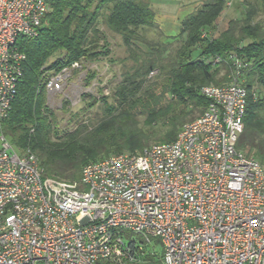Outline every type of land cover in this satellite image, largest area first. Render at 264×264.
Listing matches in <instances>:
<instances>
[{
    "label": "built area",
    "instance_id": "built-area-1",
    "mask_svg": "<svg viewBox=\"0 0 264 264\" xmlns=\"http://www.w3.org/2000/svg\"><path fill=\"white\" fill-rule=\"evenodd\" d=\"M48 11L47 0H0V120L24 73L18 40L37 36ZM234 60L232 80L202 87L208 106L175 140L90 161L77 181L47 176L2 133L0 264H143L153 238L159 264H264V162L238 147L248 64ZM79 66L51 76L48 92ZM134 234L145 243L126 241Z\"/></svg>",
    "mask_w": 264,
    "mask_h": 264
},
{
    "label": "trees",
    "instance_id": "trees-1",
    "mask_svg": "<svg viewBox=\"0 0 264 264\" xmlns=\"http://www.w3.org/2000/svg\"><path fill=\"white\" fill-rule=\"evenodd\" d=\"M47 1L49 11L39 34L18 40L27 55L24 73L8 116L0 120L1 133L20 151L36 153L47 176L77 181L90 161L175 140L182 126L208 106L202 87L232 80L235 57L248 64L243 74L248 104L238 147L264 162V20L255 19L259 10L252 0H243L242 17L231 18L221 31L217 20L229 0L204 2L183 19L177 34L165 35L180 43L168 54L165 40H146L139 31L156 25L150 0ZM106 30L121 35L131 49L137 41L146 42L149 51L131 67L124 65L112 93L82 94L84 111L100 105L103 116L97 123L83 120L61 134L47 104V82L77 61H115ZM215 56L222 60L213 65ZM223 68L226 73L220 76ZM95 76L88 73V84ZM154 243L143 264L160 263L162 241Z\"/></svg>",
    "mask_w": 264,
    "mask_h": 264
},
{
    "label": "rangeland",
    "instance_id": "rangeland-1",
    "mask_svg": "<svg viewBox=\"0 0 264 264\" xmlns=\"http://www.w3.org/2000/svg\"><path fill=\"white\" fill-rule=\"evenodd\" d=\"M184 2L186 0H150L149 4L153 10L156 11V25L154 27L141 28L139 31L141 35L149 41L160 42L165 40V45L168 47L167 54L175 49L180 44L178 41L168 39L175 35L177 31L172 28L165 32L162 28L161 19L172 27L177 25L175 17L173 16L179 12V19L182 21L189 13L194 12L197 7H200L204 2L209 0H188L182 5L186 4V7L179 9L181 6L174 5L178 2ZM163 2L164 4H159ZM243 0L241 5L234 4L233 0H229L225 11L217 20V31H221L227 27L228 22L233 17H242L243 15ZM257 6L259 13L255 19L264 20V0H252ZM188 3V4H187ZM191 4V5H190ZM190 10V11H189ZM181 17V18H180ZM180 23V21H179ZM180 24H178L179 26ZM104 29V26H101ZM108 41L111 43L112 58L115 61H111L110 58H100L98 60L86 61L83 65L71 70L70 75L65 78L64 82L59 89L48 92L47 104L54 111L55 124L54 128L62 133L73 131L78 123L86 120L90 124H95L103 116V111L100 105L93 107L90 110L84 111L82 107L86 105V102L81 99L82 94L85 92H91L94 95H100L102 93H112L116 84L121 80V75L124 71V65L131 67L135 64L134 59L138 56H142L143 51H149V47L146 42L137 41L132 49L124 44L121 35L106 30ZM169 32V33H168ZM166 35V36H165ZM197 52L195 53V55ZM143 57V56H142ZM54 58H51V61ZM96 73L94 79L88 84V73ZM157 73V70L151 72V75ZM226 73V68H223L220 72V76ZM70 101L66 103L67 101ZM0 131V135H1ZM1 143V141H0ZM17 148V147H16ZM130 238H134L137 242H144L141 235L134 234L132 236H125L126 241ZM158 238H153L150 243H145L144 246L147 249H153L154 242Z\"/></svg>",
    "mask_w": 264,
    "mask_h": 264
},
{
    "label": "crops",
    "instance_id": "crops-1",
    "mask_svg": "<svg viewBox=\"0 0 264 264\" xmlns=\"http://www.w3.org/2000/svg\"><path fill=\"white\" fill-rule=\"evenodd\" d=\"M188 0H186V1H182L181 3L180 2H178L179 4H175L174 3V5H177V6H181L183 3H185V2H187ZM189 2V1H188ZM233 3L234 4H237L238 3V5H241V0H233ZM159 4H164L163 2H160ZM188 4V3H187ZM165 5V4H164ZM191 5V4H190ZM186 7V4H184V5H182L179 9H177V10H181V9H183V8H185ZM190 11V10H189ZM192 13V12H191ZM191 13H189V14H191ZM188 14V15H189ZM179 12H177L176 14H174L173 16L175 17V21L177 22V25H175L174 27H172L171 26V24L169 23L168 24V22L166 23L165 21H164V19H161V20H163V21H161V25H162V28L163 29H165V32H167V31H169L170 29H172V28H174L176 31H177V33L179 32V30H180V27H181V25H182V21L179 19ZM187 15V16H188ZM181 18V17H180ZM186 18V17H185ZM179 21H180V23H179ZM178 24H180L179 26H178ZM169 33V32H168ZM176 33V34H177Z\"/></svg>",
    "mask_w": 264,
    "mask_h": 264
}]
</instances>
